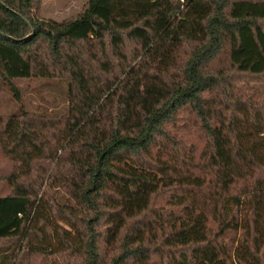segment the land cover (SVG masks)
<instances>
[{
  "label": "trees",
  "instance_id": "trees-1",
  "mask_svg": "<svg viewBox=\"0 0 264 264\" xmlns=\"http://www.w3.org/2000/svg\"><path fill=\"white\" fill-rule=\"evenodd\" d=\"M43 1L0 0V264H264V0Z\"/></svg>",
  "mask_w": 264,
  "mask_h": 264
},
{
  "label": "rangeland",
  "instance_id": "rangeland-1",
  "mask_svg": "<svg viewBox=\"0 0 264 264\" xmlns=\"http://www.w3.org/2000/svg\"><path fill=\"white\" fill-rule=\"evenodd\" d=\"M86 3L87 0H44L41 5V15L56 20L75 17L85 8ZM244 79L245 82L243 84L246 85L249 83L248 86L256 88L261 94H264V82L250 81L247 78ZM249 79L254 78L250 77ZM257 79L264 81L263 77ZM26 81L30 84L27 86L28 92H26V110L34 111L36 113L45 111L48 113L64 111L65 100H61L59 93H56L57 87L55 85L51 88L48 86H42L39 91H35L33 87L37 84L41 85L45 80L32 78ZM18 107L19 105L12 94L10 86L0 79V133L7 115L16 111ZM13 166V161L3 153L0 142V194H7L11 191L7 177L11 173ZM29 180V178H24V181L26 182ZM165 195L166 193H162L156 201L163 202ZM0 242H2L0 243V246H2L4 243L3 241Z\"/></svg>",
  "mask_w": 264,
  "mask_h": 264
}]
</instances>
